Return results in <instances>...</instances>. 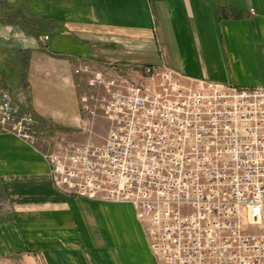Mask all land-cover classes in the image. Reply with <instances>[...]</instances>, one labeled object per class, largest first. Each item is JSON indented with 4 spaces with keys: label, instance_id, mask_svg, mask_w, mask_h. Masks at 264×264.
Listing matches in <instances>:
<instances>
[{
    "label": "crops",
    "instance_id": "obj_1",
    "mask_svg": "<svg viewBox=\"0 0 264 264\" xmlns=\"http://www.w3.org/2000/svg\"><path fill=\"white\" fill-rule=\"evenodd\" d=\"M27 3L43 28L0 20V90L42 128L71 127L46 99L68 100L73 111L79 100L80 125V94L90 90L81 86L87 75L75 73L80 63L114 65L135 79L141 65H164L194 88L264 87V0ZM46 161L17 135L0 133V264H159L133 204L65 195Z\"/></svg>",
    "mask_w": 264,
    "mask_h": 264
},
{
    "label": "built area",
    "instance_id": "obj_2",
    "mask_svg": "<svg viewBox=\"0 0 264 264\" xmlns=\"http://www.w3.org/2000/svg\"><path fill=\"white\" fill-rule=\"evenodd\" d=\"M139 68L135 79L114 65L75 67L90 88L86 142L50 135L8 90L0 133L41 153L59 192L133 204L159 264H264V87L194 88L167 66Z\"/></svg>",
    "mask_w": 264,
    "mask_h": 264
},
{
    "label": "rangeland",
    "instance_id": "obj_3",
    "mask_svg": "<svg viewBox=\"0 0 264 264\" xmlns=\"http://www.w3.org/2000/svg\"><path fill=\"white\" fill-rule=\"evenodd\" d=\"M84 75V74H83ZM88 78V76H87ZM87 78L85 80H82V87L83 86H89ZM57 86V85H56ZM59 90H56L59 92L58 94L61 95L63 93L65 87L62 86V84L58 85ZM46 102L49 104V107L55 116L59 115V112H62L63 115H61V120L65 125L75 127H66L62 124H49L51 127L46 128L47 131L50 133V135H53L55 137H59L62 139V141H71V142H86L87 141V135L84 132L82 128H80L78 122L75 120L76 114H80V102L79 100H74V111L72 110V106L70 105L69 101L67 100L68 104H64L63 100L54 101V100H47ZM72 104V103H71ZM107 133V123L105 122H99L98 126L95 130V135H93L94 141L101 143L104 142V136ZM86 136L83 137V136Z\"/></svg>",
    "mask_w": 264,
    "mask_h": 264
},
{
    "label": "trees",
    "instance_id": "obj_4",
    "mask_svg": "<svg viewBox=\"0 0 264 264\" xmlns=\"http://www.w3.org/2000/svg\"><path fill=\"white\" fill-rule=\"evenodd\" d=\"M28 11L27 0H0V20L3 23L19 24L32 32H40L42 24L33 14H27Z\"/></svg>",
    "mask_w": 264,
    "mask_h": 264
}]
</instances>
